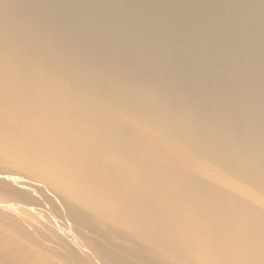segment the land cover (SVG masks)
I'll use <instances>...</instances> for the list:
<instances>
[{
  "label": "bare ground",
  "instance_id": "6f19581e",
  "mask_svg": "<svg viewBox=\"0 0 264 264\" xmlns=\"http://www.w3.org/2000/svg\"><path fill=\"white\" fill-rule=\"evenodd\" d=\"M0 264H264V0H0Z\"/></svg>",
  "mask_w": 264,
  "mask_h": 264
}]
</instances>
